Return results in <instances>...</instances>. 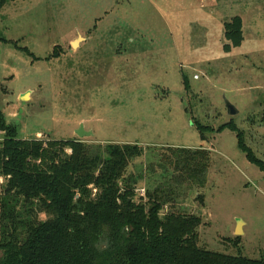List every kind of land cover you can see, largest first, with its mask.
<instances>
[{"label": "rangeland", "instance_id": "374dc122", "mask_svg": "<svg viewBox=\"0 0 264 264\" xmlns=\"http://www.w3.org/2000/svg\"><path fill=\"white\" fill-rule=\"evenodd\" d=\"M234 16L243 41L225 51ZM0 34V110L20 138L141 145L138 197L176 147L203 149L202 187L176 192L198 246L264 259V171L218 130L233 122L264 162V0H7Z\"/></svg>", "mask_w": 264, "mask_h": 264}, {"label": "trees", "instance_id": "16d2710c", "mask_svg": "<svg viewBox=\"0 0 264 264\" xmlns=\"http://www.w3.org/2000/svg\"><path fill=\"white\" fill-rule=\"evenodd\" d=\"M6 1L0 0V9ZM224 30L225 51L241 44L239 16ZM6 41L0 34V42ZM183 83L187 87L185 76ZM225 128L236 133L247 160L264 171L242 131L233 122L218 130ZM0 131V264H264L198 246L200 216L177 208L183 181L201 187L205 181V150L176 147L169 179L138 197L143 177L129 167L143 155L141 145L22 139L1 110Z\"/></svg>", "mask_w": 264, "mask_h": 264}, {"label": "water", "instance_id": "95a60500", "mask_svg": "<svg viewBox=\"0 0 264 264\" xmlns=\"http://www.w3.org/2000/svg\"><path fill=\"white\" fill-rule=\"evenodd\" d=\"M226 106H227V110H228L229 113H232V114L235 113V109L233 108L232 105L227 104ZM87 134H90V133L85 132V131H83L82 129H80L79 131H77V135H78L79 137H82V136L87 135Z\"/></svg>", "mask_w": 264, "mask_h": 264}, {"label": "built area", "instance_id": "2783aa9c", "mask_svg": "<svg viewBox=\"0 0 264 264\" xmlns=\"http://www.w3.org/2000/svg\"><path fill=\"white\" fill-rule=\"evenodd\" d=\"M197 78V76H195ZM0 134H2V131H0ZM141 195H143V190L140 193Z\"/></svg>", "mask_w": 264, "mask_h": 264}, {"label": "bare ground", "instance_id": "6f19581e", "mask_svg": "<svg viewBox=\"0 0 264 264\" xmlns=\"http://www.w3.org/2000/svg\"><path fill=\"white\" fill-rule=\"evenodd\" d=\"M77 43V42H74V44Z\"/></svg>", "mask_w": 264, "mask_h": 264}]
</instances>
